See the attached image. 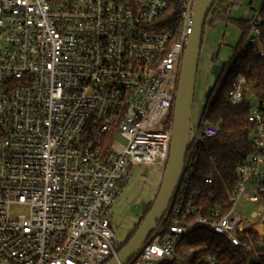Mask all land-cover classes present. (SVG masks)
<instances>
[{"label":"built area","instance_id":"1","mask_svg":"<svg viewBox=\"0 0 264 264\" xmlns=\"http://www.w3.org/2000/svg\"><path fill=\"white\" fill-rule=\"evenodd\" d=\"M176 1L0 0V264H105L116 257L122 243L111 209L130 169L163 172L168 160L195 3ZM244 3L216 0L215 7L242 8L243 46L259 44L260 8ZM206 49L214 60L219 48ZM224 102L252 107L251 153L235 169L225 212L192 218L197 149L221 129L204 103L196 124L190 120L167 210L125 264H219L204 246L185 243L197 226L247 252L241 233L264 237V105L241 75Z\"/></svg>","mask_w":264,"mask_h":264},{"label":"trees","instance_id":"2","mask_svg":"<svg viewBox=\"0 0 264 264\" xmlns=\"http://www.w3.org/2000/svg\"><path fill=\"white\" fill-rule=\"evenodd\" d=\"M171 1L176 5V0ZM218 20L237 25L241 36L232 57L221 67L206 101L207 118L211 123L219 122L221 129L217 136L203 140L197 149V162L188 189L196 194L192 218L203 215L208 209H221L222 214L225 212V199L238 180L235 169L251 153L247 123L251 104L231 106L224 102V96L234 79L238 75L244 77L254 99L261 106L264 105V0L259 9V44L243 46L248 21L233 19L229 9L215 7L214 3L206 16L204 28ZM148 210L149 206L145 205L143 215ZM240 238L250 246L251 252L232 246L223 236L213 233L206 226H197L185 242L204 246L203 254L213 256L219 264H264V237L245 231ZM260 242L262 245H258Z\"/></svg>","mask_w":264,"mask_h":264},{"label":"rangeland","instance_id":"3","mask_svg":"<svg viewBox=\"0 0 264 264\" xmlns=\"http://www.w3.org/2000/svg\"><path fill=\"white\" fill-rule=\"evenodd\" d=\"M262 1L251 0L250 5H248L249 0H245L244 5L257 11ZM231 17L235 20L248 19L242 8L232 11ZM240 36V29L233 23L218 20L211 26H205L194 85L191 110V122L193 124H196L202 105L207 101L209 91L215 83L218 71L232 57L233 49L236 47ZM219 42H222V45ZM207 47L219 48L214 60H210ZM119 142L123 143L120 139ZM129 176L130 180L111 209L112 221L115 225L114 234L122 244L129 235L133 234L141 222L144 216L143 207L145 205L151 206L161 180L162 171L156 167L146 169L133 166L129 171ZM246 206L248 210L255 208L250 203H247ZM187 246L193 249L198 247L188 243Z\"/></svg>","mask_w":264,"mask_h":264},{"label":"water","instance_id":"4","mask_svg":"<svg viewBox=\"0 0 264 264\" xmlns=\"http://www.w3.org/2000/svg\"><path fill=\"white\" fill-rule=\"evenodd\" d=\"M215 1L195 0L194 3L193 29L181 60L179 80L173 104L169 155L156 195L148 212L143 216L130 239L121 245L116 257L105 264H125L130 260L167 210L183 169L204 24L206 16ZM219 75L220 71H218L216 77Z\"/></svg>","mask_w":264,"mask_h":264}]
</instances>
